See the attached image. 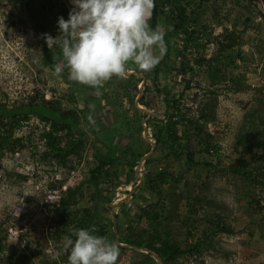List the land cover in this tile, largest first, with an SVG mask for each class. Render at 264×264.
Wrapping results in <instances>:
<instances>
[{
	"label": "rangeland",
	"instance_id": "1",
	"mask_svg": "<svg viewBox=\"0 0 264 264\" xmlns=\"http://www.w3.org/2000/svg\"><path fill=\"white\" fill-rule=\"evenodd\" d=\"M27 1L0 0V98L11 105L13 101L25 100L38 90L45 98L59 102L62 107L76 109L82 116L80 126L85 128L83 99L92 96L88 113L90 128L86 130L89 144L81 159L71 158L66 165L56 161L49 164L40 160V153L45 150L43 141L39 140L41 129L47 128L44 123L30 117L28 122H23L14 131L15 137L24 138L25 148L18 151L19 154L11 155L6 152L0 159V226L7 228L9 233L7 240L0 242V245L5 243L8 246L0 254V264L13 252V247L28 255L29 264H50L51 260L57 258L64 240L54 242L49 236L48 231L57 220L52 210L57 201L50 202L48 195L59 186L58 193L61 196L67 186L73 187L88 177V171L95 163L93 152L100 143L96 136L105 135L121 149L122 156L116 163L117 174L112 180H106V184L100 185L99 197L95 199L92 198V193L96 190L88 183L83 184L84 197L77 201L74 210L96 203L106 220H110L114 213L124 209V214H119L120 238L123 237L128 220L135 218L138 208L155 203L158 199L161 221L163 225L167 222L166 226L171 229L172 237L181 247L186 243L196 242L205 225L204 217L218 214L236 232L217 233L212 237L214 249L203 250L199 256L184 254L176 264H264V178L262 184L256 185L251 182V176H240L228 170L229 166H246V172L262 173L254 168L260 162V149L254 147L247 153L244 145L256 143V134L264 126L260 123L264 120V0L243 1L253 12L245 14L250 18L248 23L243 25L241 19V23L237 25L240 44L227 52L234 56L237 49H240L243 59L237 58L236 67L225 66L213 83L207 64L202 67L194 65L192 70L182 76L176 70L181 56L172 55L167 64H161L165 70L158 73V83L173 96L179 93L185 83H189L190 88L186 90L182 100L185 106L192 107L193 114L197 104L199 107L211 100L214 102L212 121L205 128L212 131L214 141L220 147L218 159L215 155L197 154L195 160L198 163L194 167L188 165L184 155L179 159H174L173 156L164 159L163 155L168 151L164 146L155 152L151 150L146 153V157H156L152 169L157 165L168 164L170 171L182 175L176 189L170 188L169 185L172 184L165 185L161 195H151L140 187L148 171L143 163L145 155L133 169L134 172L126 162V156L132 152L131 149L126 152L128 144L133 143L134 147L143 150L147 145L142 141L144 139L152 148L155 146L153 137L145 129V119L141 120L143 131H140L135 122L140 117L134 108L135 99L123 103L117 100L125 91L117 87L115 82L110 85L104 82L99 89L82 84L69 86L48 67H44L41 63V32L29 15ZM59 3L58 0L52 2L47 9L50 12L46 13V18L51 23L49 33L53 34L52 37L60 35L57 25L58 18L62 16ZM208 7L210 10L202 20L208 21L210 26L214 24L210 17L215 7H218L219 16L223 18L222 26L225 27L230 26V21L239 14V9L234 7L232 0H218L217 4ZM158 26L163 32L169 31L164 22H160ZM222 29L215 28L211 35ZM176 43L177 49H180L183 42L178 40ZM55 47L58 63L69 77L62 52L58 46ZM216 49L215 45L197 49L190 44L186 57L190 61L199 55L208 58L216 53ZM154 51L158 52V49ZM165 65H168V69ZM152 72L153 69L146 73L153 75ZM142 75L144 74L138 73V76L143 77ZM240 83L242 85L239 89ZM139 88L142 89V82ZM72 90H75L74 100L68 97ZM209 90L214 91V94ZM104 91L107 96L100 100V105L95 106V97L102 95ZM155 106L158 107V102ZM147 111L150 115H161L157 110ZM128 122L133 132L126 127ZM150 132L153 133L152 130ZM238 136H244L243 144L236 143ZM192 143L197 149L198 145ZM101 145L100 143L99 147ZM100 148L102 151L107 150L105 145ZM195 194L202 198L203 207L198 208L201 224L198 225V231L192 230L191 236H187V231L191 230L185 224L189 217L186 203L191 202ZM134 226L145 229L151 227L146 220ZM107 229L109 234L112 226L108 225ZM12 231L16 234H12ZM134 256L145 259L147 264H161V260L155 255L152 258L146 257L132 247L120 250L117 264H131Z\"/></svg>",
	"mask_w": 264,
	"mask_h": 264
},
{
	"label": "trees",
	"instance_id": "2",
	"mask_svg": "<svg viewBox=\"0 0 264 264\" xmlns=\"http://www.w3.org/2000/svg\"><path fill=\"white\" fill-rule=\"evenodd\" d=\"M54 1L57 0H48V2L46 0L27 1L29 15L38 26L42 35L41 63L44 67H48L63 79L69 86L73 84L77 85L79 83L71 80L65 71L60 75L55 72V67L59 65L58 52H56L54 45L48 47L46 43L45 35H51L49 33L51 23L46 18V13L50 12L47 9H49ZM58 1L60 2L59 6L62 16L67 19L69 9L63 0ZM243 1L232 0L234 7L239 9V14L230 21V26L225 27L222 26L223 18L219 16L218 7H215V10L211 12L210 21L214 23L213 25L210 26L208 21L202 20L204 14L210 10L208 6L217 4L218 0H155V7L151 10V15L148 20L149 24L153 28H156L160 22H164L168 25L169 31L167 33L164 32L166 52L159 64L153 68V75H148L146 72L138 69L133 63L129 62L126 69L144 74L142 75L143 77L134 75L130 77L113 76L112 79L105 82L107 85L115 82L117 87L125 91L117 99L122 103L134 100L140 95L137 99L139 105L151 111L157 110L161 114L160 117L157 115H149L147 112H142L134 107L136 112L140 114L139 119L135 121L138 123V128L140 131L144 130L141 120L145 119V129L153 137L155 146L152 148L151 144L144 139L142 141L147 143V145L143 150L134 147L133 143L127 145L126 152L130 149L132 152L128 153V157L126 156V162L132 169V172H134L133 169L146 153L151 150L155 152L156 149L162 146L168 149L163 155L164 159L168 156L179 159L184 155L186 162L192 167L198 163L195 160L197 154L215 155L217 159L220 156V147L214 141V134L205 128L206 123L212 121L213 114L211 111L214 102L211 100L209 103H205L199 107L197 104L193 114L192 107L185 106L182 100L186 90L190 88L189 83H185L179 93L173 96L169 90L162 88L158 83V73L165 70V68L162 69L161 64H167V60L172 55L182 57L176 69L178 75H185L188 71L192 70V66L194 65L202 67L204 64H207L211 72L212 83L225 66L230 65L236 67L237 58L243 59L240 49H237V54L234 56L227 54V52L233 50L240 44L241 37L237 30V25L241 22L243 25L248 23L250 18L245 14L253 12L250 6L244 4ZM68 4L72 9L73 5L69 1ZM219 27L223 29L215 35H211L213 34V30ZM178 40L183 42L180 49H177L176 45ZM190 44L197 49L215 45L217 46L216 53L208 58L204 55H199L190 61L186 57V51L189 49ZM165 67L168 69V65H165ZM141 82L143 86L142 90H139L138 84ZM241 85L242 83L238 85L239 89ZM74 93L75 90H72L68 95L71 100L75 99ZM210 93L214 94V91H210ZM105 96H107L105 91L102 95L96 96L94 105H100V100L104 99ZM90 98L92 96L83 99V112L86 119L85 128L80 126L82 116L76 109L64 108L59 102L45 98V95L38 90L28 95L25 100L13 101L11 105H8L0 98V159L3 158L6 152H10L11 155L19 154L18 151L25 148L24 138L22 136L19 138L15 137L14 131L19 129L23 122H28L30 117H35L39 122L45 124V128L47 127L46 129L43 127L39 133V140L43 141L45 146V150L40 153V160H44L49 164L56 161L58 164L66 165L71 158L81 159L89 144L86 130L90 128L88 124ZM157 102L158 107L155 106ZM260 123L264 124V120H261ZM126 127L133 132L129 122ZM180 127L182 128L179 129ZM256 136V143H247L244 145V148L247 153L251 152L254 147L261 150L259 156L260 162L254 168L260 170L262 173L256 174L253 171L246 172L244 170L246 166H229L228 170L240 176H251V182L260 185L264 178L263 128L258 131ZM96 138L102 145L107 146V150L102 151L100 148L102 145L99 147L100 143L95 147L93 152L95 163L89 169L88 177L73 187L67 186L53 206L52 210L57 216V220L55 221L54 227H51L48 233L51 240L54 242L64 240V244L62 245L63 247H60L57 258L51 260L50 264L68 263L69 249L65 247V237L71 236L75 229L94 227L96 235L104 236L110 241H114L120 250L132 247L137 252L150 258L155 254L163 264H176L178 258L184 254L199 256L203 250H212L215 248L212 237L217 233L234 234L236 232L229 223L223 221L220 215L216 214L212 217L206 216L204 217V228H202L201 235L197 237L196 242L186 243L184 247H181L179 242L172 237L171 229L166 226L167 222L163 225L161 221L162 213L159 210L161 208L159 207L160 202L158 199L155 203L138 208L135 218L128 220L123 237L120 238L118 236L121 222L119 214H124V209L119 213H114L115 221L113 219L106 220L96 203L90 207H83L82 209L79 207V209L75 208L74 210L77 201L84 197L83 184L88 183L91 188L96 190L92 193V198L95 199L99 197L100 185L106 184V180H112L113 176L117 174L116 163L122 156L120 154L121 149L116 144L111 143L109 136H96ZM243 138L244 136H238L236 143L243 144ZM192 142L198 145L197 149H195ZM155 159L156 157L152 155L144 159L143 163L148 171L140 187L148 191V193H151V195L155 193L161 195L163 193L162 187L169 184H172L169 185L170 188L176 189L182 180V175H177L175 172L170 171L168 164L164 166L157 165L152 169ZM206 164L210 165L211 163ZM51 187L54 188L56 186L51 185ZM58 188L59 186H57ZM200 196L199 194H195L191 198V202L188 201L186 203L189 217L185 221V224L191 230L187 231V236H191L192 230L198 231V225L201 224V220L198 217L199 209L203 207ZM165 218L168 219L167 216ZM142 220L149 221L151 227L145 229L134 226V224H138ZM108 225L112 226L109 234L107 229ZM8 236L7 228L0 226V242L6 241ZM5 249H8V246L5 243L1 244L0 254ZM3 264H29V257L25 253H22L21 250L19 251L17 247H13V252L4 258ZM131 264L147 263L145 259L134 256Z\"/></svg>",
	"mask_w": 264,
	"mask_h": 264
},
{
	"label": "clouds",
	"instance_id": "3",
	"mask_svg": "<svg viewBox=\"0 0 264 264\" xmlns=\"http://www.w3.org/2000/svg\"><path fill=\"white\" fill-rule=\"evenodd\" d=\"M63 1L71 9L68 1ZM70 2L73 8L69 9L68 18L61 16L57 21L60 35L46 34L45 39L48 47L60 48L71 80L99 89L113 76H138V72L126 69L129 62L143 72L159 64L166 52L164 32L148 22L155 0ZM64 70L60 65L55 67L58 75ZM138 97L135 108L148 112L138 104ZM65 240L68 264H117L119 246L107 237L96 235L94 227L75 229Z\"/></svg>",
	"mask_w": 264,
	"mask_h": 264
},
{
	"label": "built area",
	"instance_id": "4",
	"mask_svg": "<svg viewBox=\"0 0 264 264\" xmlns=\"http://www.w3.org/2000/svg\"><path fill=\"white\" fill-rule=\"evenodd\" d=\"M59 190L58 189H53L52 190V194L48 195V200H50V202H56L58 201V199L60 198L59 195ZM13 234H16L15 231H12Z\"/></svg>",
	"mask_w": 264,
	"mask_h": 264
},
{
	"label": "water",
	"instance_id": "5",
	"mask_svg": "<svg viewBox=\"0 0 264 264\" xmlns=\"http://www.w3.org/2000/svg\"><path fill=\"white\" fill-rule=\"evenodd\" d=\"M70 9V8H69ZM70 11H71V9H70ZM144 158H146V155L144 156ZM144 161V160H143ZM115 218H114V215H113V220H114ZM146 252H148V251H146ZM154 254V253H153ZM155 255V254H154ZM156 256V255H155ZM161 264H163V262L161 261Z\"/></svg>",
	"mask_w": 264,
	"mask_h": 264
}]
</instances>
